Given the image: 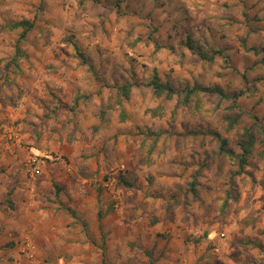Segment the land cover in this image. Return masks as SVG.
Segmentation results:
<instances>
[{
	"label": "rangeland",
	"instance_id": "1",
	"mask_svg": "<svg viewBox=\"0 0 264 264\" xmlns=\"http://www.w3.org/2000/svg\"><path fill=\"white\" fill-rule=\"evenodd\" d=\"M5 1L0 264H264V50L245 49L262 14L248 23L242 0ZM155 77L176 94L156 96ZM194 85L240 96L183 102Z\"/></svg>",
	"mask_w": 264,
	"mask_h": 264
},
{
	"label": "crops",
	"instance_id": "2",
	"mask_svg": "<svg viewBox=\"0 0 264 264\" xmlns=\"http://www.w3.org/2000/svg\"><path fill=\"white\" fill-rule=\"evenodd\" d=\"M2 1H5V0H2ZM187 1H190V0H187ZM234 0H231V2H233ZM242 1H244L245 3H248L247 4V6L245 7V9L247 10V13H245V18H246V20H247V22L249 23V21H253L255 18V14H262V16H263V18H264V11L262 10L263 8L261 7V8H258L257 7V9L256 8H252V5L253 4H255V2H257V3H261L262 4V6H264V0H242ZM5 2H7V3H9V0H6ZM260 4V5H261ZM258 15V16H259ZM241 16H243V15H241ZM264 25V19L261 21V25ZM249 32H250V34H249V40L246 42V48L247 49H250V46H254V47H258V48H256L257 50L258 49H263L264 50V28L262 27V29H250V30H248ZM239 48V47H238ZM240 51H242L243 52V50H240ZM232 65H233V63H232ZM234 66H237V65H234ZM236 68H238V66L236 67ZM82 83H86V81H83ZM88 83V82H87ZM51 150H55V149H59L58 147H57V145L56 146H51ZM30 149H34V147L32 148V147H30ZM24 150V149H23ZM56 152V151H55ZM61 152H62V154L63 155H68V154H64V153H67V151L63 148V149H61ZM23 153V152H22ZM57 153H59V152H57ZM22 159V156H19L18 155V159ZM13 161L12 162H15L14 164H12V163H10L11 165L9 166V168H15L14 170H13V172L12 173H14V174H18V173H21L22 172V169L20 170V169H17V168H21V161L22 160H20V161H16L17 159H15V157H13V159H12ZM74 160H76V159H74ZM73 160V161H74ZM17 162V163H16ZM66 162V161H65ZM87 162H91V161H87ZM81 163V162H80ZM62 164H63V162H62ZM61 164V165H62ZM81 164H83V163H81ZM87 164V163H86ZM68 166V165H67ZM60 167V166H59ZM63 167H65L64 166V164H63ZM61 168V167H60ZM66 168V167H65ZM64 168V169H65ZM68 169H69V166H68ZM93 169L95 170V167L93 166V165H90V166H88V170L86 171V173H82V172H80V170H78L79 171V173H76V177L78 178V179H80L81 181H79V183H83V185H84V187H86V188H88L87 186H89V183H87V180H86V178H84V177H88V176H90V175H92V173H93ZM49 170V169H48ZM69 170H71V169H69ZM45 171H47V170H45L44 169V173H45ZM87 172H90V173H87ZM53 173H54V169H53V172L52 173H49V175L47 174V173H45L46 175H47V177L48 178H51V176H53ZM94 174H95V172H94ZM82 176H84V177H82ZM76 186V185H75ZM21 191H24V187L22 188V190ZM20 191V192H21ZM29 202V201H28ZM44 202H45V200H44ZM47 202V201H46ZM16 203H19V198L17 197V201H16ZM48 203V202H47ZM46 203V204H47ZM28 204V203H27ZM30 204V203H29ZM24 206V205H23ZM44 206V205H43ZM50 206L51 205H47V206H45L47 209L48 208H50ZM16 209H18L19 207H21L20 205H18V204H16ZM27 207L28 208H26L27 210H30V211H32V210H34L36 213H34V214H38V215H40V214H43V213H39V211H41L37 206L36 207H31V206H29V205H27ZM43 211V210H42ZM31 213V212H30ZM96 213H99L98 211H96ZM32 214V213H31ZM31 214H30V217H31ZM24 217H26V223L27 224H29L30 223V221H29V214L28 215H26V214H24L23 215ZM28 219V220H27ZM105 222H107V221H105ZM121 223V222H120ZM97 224H98V221H96V223H95V228L96 227H98L97 226ZM132 225L134 226V228L136 229V227H137V225L135 224V222L134 223H132ZM126 226H129V227H131V229H132V226L131 225H129V223H126ZM109 227V226H108ZM113 231L114 230H116L115 229V227L113 226ZM108 232L110 231V228L109 229H106ZM117 230H118V228H117ZM122 230H123V234L121 235V233H120V236H122L121 238L123 239V240H127V233H126V230H125V228H121V229H119V231L120 232H122ZM137 231H138V229H136L134 232H131L132 233V235H130L129 236V238L131 239L132 238V240H134L133 238H135V236H137L138 235V233H137ZM130 232V231H129ZM119 236V237H120Z\"/></svg>",
	"mask_w": 264,
	"mask_h": 264
},
{
	"label": "trees",
	"instance_id": "3",
	"mask_svg": "<svg viewBox=\"0 0 264 264\" xmlns=\"http://www.w3.org/2000/svg\"><path fill=\"white\" fill-rule=\"evenodd\" d=\"M17 27L20 26L23 28L22 33L20 34V38H24L25 35L27 34V32L31 29L32 25L31 22L29 21H19L17 23H15V25H13V27ZM245 49L247 50V48L245 47ZM250 50V49H248ZM257 49H253L254 54H258L256 51ZM200 57L204 60H207L208 62H212L213 61V57L207 56L205 53H201ZM151 84L153 86V91L154 94L156 96H160L165 92L166 98H172L175 94L176 91L168 84H161L158 80L157 77L154 78V80L151 81ZM120 90H122L124 92V94L127 95V93L129 92L130 89V85L128 86H122L119 88ZM197 91H201V92H205V93H209V94H217L220 99H228L232 102L231 107H235L236 104V99L237 97H239V94H231L228 95L226 93H224V91L222 89H220L219 87H204V86H199V85H194L191 89H186V93L187 95L183 98V102H188V97L191 96L192 94H194ZM224 141H222L223 143ZM252 139L250 137L249 141L247 142V144H244V150H243V154H242V158H241V162L245 163V155L250 154V152L252 151ZM126 186H129V184L125 183ZM71 212V211H70ZM72 215H74V213L71 212ZM100 216V215H98ZM153 264V263H151Z\"/></svg>",
	"mask_w": 264,
	"mask_h": 264
},
{
	"label": "built area",
	"instance_id": "4",
	"mask_svg": "<svg viewBox=\"0 0 264 264\" xmlns=\"http://www.w3.org/2000/svg\"><path fill=\"white\" fill-rule=\"evenodd\" d=\"M43 158H44V160H43L44 162H46V160H54V161L63 162L64 166H65L66 168H68L67 164L65 163V161H64L61 157H55V158H52V157H50V156H45V155H43ZM41 161H42V160L39 161V159H38L37 156L29 157V158L26 160V165H27L28 167L35 166V167H34V173H35L36 175H38V174H40V168H39L40 166H39V164L41 163ZM25 248H26V250L32 252V251H31L32 249H31V247H30L29 244L26 245ZM56 264H62V262L59 261V262L56 263Z\"/></svg>",
	"mask_w": 264,
	"mask_h": 264
}]
</instances>
